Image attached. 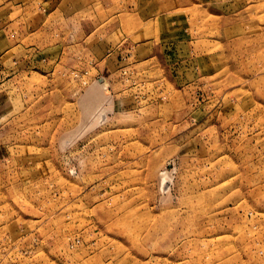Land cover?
<instances>
[{
  "label": "rangeland",
  "instance_id": "1",
  "mask_svg": "<svg viewBox=\"0 0 264 264\" xmlns=\"http://www.w3.org/2000/svg\"><path fill=\"white\" fill-rule=\"evenodd\" d=\"M81 27L67 65L0 76V264H264V0L213 61L88 73Z\"/></svg>",
  "mask_w": 264,
  "mask_h": 264
},
{
  "label": "crops",
  "instance_id": "2",
  "mask_svg": "<svg viewBox=\"0 0 264 264\" xmlns=\"http://www.w3.org/2000/svg\"><path fill=\"white\" fill-rule=\"evenodd\" d=\"M262 1L0 0V76L5 77L12 65L25 70L38 65H67L63 55L68 56L67 50L72 48L68 40L79 24L81 29H76L83 40L103 32L86 45L88 60L79 62L88 73L97 70L103 74L108 66L106 60L91 61L92 56L119 52L136 62L159 60L169 50H183L194 59L213 61L220 55L214 49L219 43L218 19L240 18ZM57 36L60 42H56ZM201 67L193 66V72L201 71ZM198 78L194 85L200 89L203 77L200 74ZM215 96L208 97V104ZM247 102L251 101L238 99L232 104L244 108ZM238 110L242 113L245 109Z\"/></svg>",
  "mask_w": 264,
  "mask_h": 264
}]
</instances>
